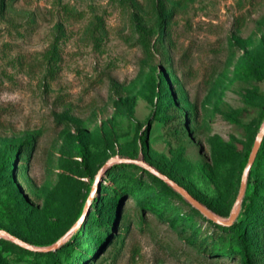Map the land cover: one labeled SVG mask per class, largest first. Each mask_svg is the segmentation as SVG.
Here are the masks:
<instances>
[{
  "label": "rangeland",
  "instance_id": "374dc122",
  "mask_svg": "<svg viewBox=\"0 0 264 264\" xmlns=\"http://www.w3.org/2000/svg\"><path fill=\"white\" fill-rule=\"evenodd\" d=\"M263 123L264 0H0V230L28 245L0 235V264L72 256L79 231L109 236L76 264H240L141 168L226 220Z\"/></svg>",
  "mask_w": 264,
  "mask_h": 264
},
{
  "label": "trees",
  "instance_id": "16d2710c",
  "mask_svg": "<svg viewBox=\"0 0 264 264\" xmlns=\"http://www.w3.org/2000/svg\"><path fill=\"white\" fill-rule=\"evenodd\" d=\"M164 19L165 17L161 14L157 15L156 22L161 30L163 28ZM154 77L158 78L159 83L163 84V87L167 89L165 75L158 73L157 75H154ZM141 140L143 146L146 147L144 136H141ZM249 152L250 151H247L239 161L240 173H242L247 162ZM124 168H127V166H122L117 169V171ZM252 170L254 173L252 178L253 187L246 198V202H243L237 218H235V220L229 225L217 223L213 220L210 221L221 231H231V233H233V241L231 240V242L225 243L224 240L220 238L218 239V243L221 244L220 246H217L215 242H212V245H215L213 251L235 255L240 260V264H264V136L262 137L261 145L248 171V175ZM141 172L145 174L152 184L162 183L164 186L165 182L158 176L152 174L149 170L141 168ZM166 189L170 188L168 187ZM167 194L168 192L165 191L155 193V195H159V197ZM177 195L180 197L179 194ZM151 199L152 198L149 197L148 201L151 202ZM102 207L103 201L100 200L93 205L94 212L89 221L91 224H96V228L101 226L102 223L105 227L109 224L110 217L112 218V215H115L118 210L117 200L114 199L113 204L107 206L108 210L105 211L106 220L102 219ZM106 212H109L107 213L108 215ZM108 236L109 233H106L105 236H102L100 233H94L91 238H88V235L84 236V233L79 231L75 236V242L70 244L76 246L75 248L74 245L72 246V256L66 253L62 260H60L58 255H52L50 264H76L78 259L84 255V251L88 250L90 246H94L96 249L101 248L104 242L108 240Z\"/></svg>",
  "mask_w": 264,
  "mask_h": 264
},
{
  "label": "water",
  "instance_id": "95a60500",
  "mask_svg": "<svg viewBox=\"0 0 264 264\" xmlns=\"http://www.w3.org/2000/svg\"><path fill=\"white\" fill-rule=\"evenodd\" d=\"M263 133H264V123L258 133V135L256 136L254 142H253V145H252V148L250 150V153L248 155V158H247V162L242 170V174H241V179H240V185H239V189H238V192H237V195H236V198H235V201H234V204H233V209L231 210L228 218L226 220H222L218 217H216L213 213H211L206 207H204L203 205H201L199 202H197L190 194H188L181 186H179L176 182L168 179L167 177L159 174L158 172L154 171L151 169V171L159 176L160 178L168 181L170 184H172L176 190L178 192H180L184 197H186L193 206H195L196 208H198L205 216H207L208 218H210L211 220L217 222V223H221V224H226V225H229L231 224L237 214H238V209H235V207L237 205L240 204L241 202V199L243 197V194H244V191H245V186H246V178H247V174H248V171L255 159V156H256V153L260 147V144H261V141H262V136H263ZM0 235H6L10 240L18 243L19 245H22L24 247H28L27 244H25L22 240L18 239L16 236L10 234L9 232L7 231H4V230H0Z\"/></svg>",
  "mask_w": 264,
  "mask_h": 264
},
{
  "label": "bare ground",
  "instance_id": "6f19581e",
  "mask_svg": "<svg viewBox=\"0 0 264 264\" xmlns=\"http://www.w3.org/2000/svg\"><path fill=\"white\" fill-rule=\"evenodd\" d=\"M240 204H241V202H240ZM240 204L239 205H237L236 207H235V209H239V207H240ZM5 237H7L6 235H4Z\"/></svg>",
  "mask_w": 264,
  "mask_h": 264
}]
</instances>
